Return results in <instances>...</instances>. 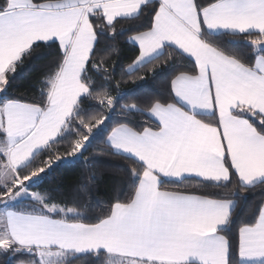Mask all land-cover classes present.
I'll return each instance as SVG.
<instances>
[{"label":"snow or ice","instance_id":"6c2138e0","mask_svg":"<svg viewBox=\"0 0 264 264\" xmlns=\"http://www.w3.org/2000/svg\"><path fill=\"white\" fill-rule=\"evenodd\" d=\"M125 32L138 48L128 73L159 61L171 79L147 110L121 106L125 120L152 123L111 129L104 143L130 162L131 192L90 216L76 199L58 203L31 189L66 160L95 159L85 153L119 98L95 57L101 38ZM38 49L56 53L42 87L34 99L14 96ZM92 100L107 114L85 119ZM65 142L61 155L54 146ZM189 179L213 191L167 188ZM256 190L264 193V0H0V255L8 264L17 256L28 257L19 264H264V200L240 218L241 193Z\"/></svg>","mask_w":264,"mask_h":264},{"label":"trees","instance_id":"16d2710c","mask_svg":"<svg viewBox=\"0 0 264 264\" xmlns=\"http://www.w3.org/2000/svg\"><path fill=\"white\" fill-rule=\"evenodd\" d=\"M123 26L127 27L126 24ZM117 27L119 30L121 26ZM133 34L134 32H125L114 40L107 37L101 38L98 46L96 61L102 62L112 73L107 90L113 97L119 96V98L115 111L111 113V119L106 121V127L102 126L103 131L93 139L91 147L85 153L86 156L95 157V159H90L87 163L82 158L66 160L45 177L38 186H34L31 191L49 193L58 203L76 199L81 205L88 206L90 216L100 215L107 211L121 192H123L122 198H126L130 194L131 189L127 184L124 171L130 162L112 155L104 142L111 129L119 123L131 122V126L137 129L149 126L152 122L140 114L129 115L125 120L120 114V108L123 105L136 104L139 108L147 110L152 100L167 95L171 79V73L166 71V67L159 68V61L139 68L131 74L128 73V66L138 55V48L129 42V37ZM224 39L230 38L225 37ZM226 46L239 48L236 44ZM55 55L54 50L38 49L33 57L26 62L25 67L20 70L14 81L12 94L25 99L36 98L37 89L42 87L40 81L44 74L50 70ZM154 69H156L155 72ZM83 107L87 109L85 119L107 114V109L96 100L85 101ZM67 147V142L54 146L59 149L61 155H64ZM40 159V157L37 158V163ZM90 176H94V179H89ZM82 185H87V189ZM167 188L197 195L204 194L205 191H213L212 189H203L196 179H189L179 185L169 184ZM241 195L248 196L246 203L242 201V210H240V218L244 219L260 204L261 200H264V193L256 190L247 194L241 193ZM29 205L30 201L28 200L20 204L22 207ZM26 259H28L26 256H17L11 262L19 264L20 261ZM83 264H91V258L85 257Z\"/></svg>","mask_w":264,"mask_h":264},{"label":"rangeland","instance_id":"374dc122","mask_svg":"<svg viewBox=\"0 0 264 264\" xmlns=\"http://www.w3.org/2000/svg\"><path fill=\"white\" fill-rule=\"evenodd\" d=\"M17 207H20V208H23L22 206L20 205H17ZM0 264H8V260L5 256L3 255H0ZM11 264H14L13 262H11Z\"/></svg>","mask_w":264,"mask_h":264},{"label":"crops","instance_id":"0c3cea01","mask_svg":"<svg viewBox=\"0 0 264 264\" xmlns=\"http://www.w3.org/2000/svg\"><path fill=\"white\" fill-rule=\"evenodd\" d=\"M132 44V43H131ZM135 46V45H134ZM137 47V46H136Z\"/></svg>","mask_w":264,"mask_h":264}]
</instances>
